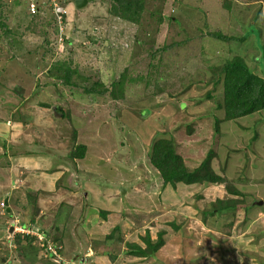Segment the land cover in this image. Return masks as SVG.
I'll return each instance as SVG.
<instances>
[{
    "label": "rangeland",
    "instance_id": "obj_1",
    "mask_svg": "<svg viewBox=\"0 0 264 264\" xmlns=\"http://www.w3.org/2000/svg\"><path fill=\"white\" fill-rule=\"evenodd\" d=\"M67 1L0 0V264H264V108L222 87L264 84V0ZM158 140L219 183H163Z\"/></svg>",
    "mask_w": 264,
    "mask_h": 264
},
{
    "label": "trees",
    "instance_id": "obj_2",
    "mask_svg": "<svg viewBox=\"0 0 264 264\" xmlns=\"http://www.w3.org/2000/svg\"><path fill=\"white\" fill-rule=\"evenodd\" d=\"M67 2L71 3L72 0ZM50 7L56 27L61 28V23H63V25L65 24L64 18L67 14V10L59 5L62 12L55 13L51 4ZM35 14L36 11L30 15ZM223 73V107L226 117H238L264 108V84L259 78L253 76L249 69L239 63H227L224 66ZM57 110L59 112V108H55L54 112H57ZM156 142L158 145L156 144L152 147L150 163L161 175L163 183L172 184L174 182H182L183 184L190 185L199 182L201 178L206 182L219 183L218 177H214L212 174L206 172L201 176L197 174L200 169L207 167L209 161L207 157L203 160L199 170L186 171L179 157L172 152V149L170 150V148H168L169 144L165 140H158ZM82 153L83 147L77 146L68 158L82 159ZM224 207L225 206H219L213 209V212L223 210ZM22 228H25V226ZM158 241L161 244V240ZM155 248H157V246L153 247V249ZM137 250L139 253H145L142 252L140 248H137ZM57 252H59V250H57Z\"/></svg>",
    "mask_w": 264,
    "mask_h": 264
},
{
    "label": "built area",
    "instance_id": "obj_3",
    "mask_svg": "<svg viewBox=\"0 0 264 264\" xmlns=\"http://www.w3.org/2000/svg\"><path fill=\"white\" fill-rule=\"evenodd\" d=\"M50 1V4H51V6H52V8H53V11L56 13V12H62V10H61V8L59 7V5L55 2V0H49ZM36 11V8H35V6L33 5V4H29V13L30 14H33L34 12ZM15 226H16V224H14ZM17 227V226H16ZM19 230H20V232H26V233H29V232H27L26 230H24L22 227L20 228V226H18L17 227ZM53 246V245H52ZM50 245H47V251H51L50 250ZM53 248H55V251L57 252V248L56 247H54L53 246ZM52 255H55V254H52Z\"/></svg>",
    "mask_w": 264,
    "mask_h": 264
},
{
    "label": "water",
    "instance_id": "obj_4",
    "mask_svg": "<svg viewBox=\"0 0 264 264\" xmlns=\"http://www.w3.org/2000/svg\"><path fill=\"white\" fill-rule=\"evenodd\" d=\"M89 0H72L76 9L83 8ZM11 231V230H10Z\"/></svg>",
    "mask_w": 264,
    "mask_h": 264
},
{
    "label": "crops",
    "instance_id": "obj_5",
    "mask_svg": "<svg viewBox=\"0 0 264 264\" xmlns=\"http://www.w3.org/2000/svg\"><path fill=\"white\" fill-rule=\"evenodd\" d=\"M88 3H89V1L86 3V5H87ZM86 5H85V6H86ZM85 6H84L83 8H86ZM83 8H82V9H83ZM9 192H10V191H9ZM103 211L106 212V210H103ZM13 215H14V213H13ZM19 226H22V227H23V226H25V225H24V223L19 222ZM9 227H10V226L7 227V233H9L10 230H11V228H12V227H11V228H9ZM25 227H27V226H25ZM85 261H86V260H85Z\"/></svg>",
    "mask_w": 264,
    "mask_h": 264
},
{
    "label": "clouds",
    "instance_id": "obj_6",
    "mask_svg": "<svg viewBox=\"0 0 264 264\" xmlns=\"http://www.w3.org/2000/svg\"><path fill=\"white\" fill-rule=\"evenodd\" d=\"M11 232V231H10Z\"/></svg>",
    "mask_w": 264,
    "mask_h": 264
}]
</instances>
